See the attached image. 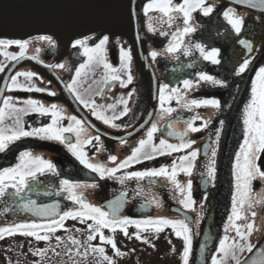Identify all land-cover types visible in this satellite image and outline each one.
Segmentation results:
<instances>
[{
    "label": "flooded vegetation",
    "instance_id": "obj_1",
    "mask_svg": "<svg viewBox=\"0 0 264 264\" xmlns=\"http://www.w3.org/2000/svg\"><path fill=\"white\" fill-rule=\"evenodd\" d=\"M149 2H145L142 6L143 34L139 37L141 41L137 45H130L124 40L111 37L105 45L106 61L117 70L113 73L117 79L106 81L105 77L108 73L97 64L83 69L81 76L77 78L76 90L79 94L89 103L94 102L98 110L100 106H103L105 115H119L127 108L126 115L112 122L118 127L106 125L97 120L92 114V109L81 104L66 88V85L75 77L76 69L87 62V57L82 55L83 49L72 47L76 40L57 42L50 38L52 44H49L47 40H41L40 37L29 38L25 40L27 49L22 57L20 48L15 44L8 48H0V67L4 68L0 72V107H4V100L7 98H11V105L16 108L24 107L23 101L28 99L35 100L49 109L52 105H56L57 111L64 117L58 121V126L67 128L71 125L75 128V124L69 118L74 116L80 120L83 130L79 140L82 142L85 159L91 164L103 165L106 169L115 168L131 154L134 146H138L141 139H147V132L153 124L158 129L153 137V143L157 146L163 139L173 145L194 142L192 147L173 152L171 155L156 154L152 160L133 163L112 176L106 173L104 178H101L98 173L85 168L69 151L67 145L78 142L75 131L64 132L63 143L41 140L38 137H22L9 144L4 152H0V171L15 167L20 163V153L27 151L32 157H41L51 162L55 172L46 170L43 175L37 173L35 180L29 178V187L18 197L8 194L0 197V228L19 223L48 224L53 219H59L58 215L40 217L26 211L22 205L30 200L35 201L38 207L58 205L56 211L59 214L65 211H80V205L69 198V192L62 190L61 180H68L70 184L78 185L73 189L77 196L82 197L90 206L101 208L102 211H109V203L120 197L123 201L117 213L120 218L184 220L189 225L191 236L189 264H194L193 252L198 248L202 237L209 238L207 259L210 252L218 255L217 249L222 238L228 236L231 242V238L235 236L228 220L235 191L233 164L236 153L240 151V145L244 141L243 111L251 98L252 81L256 77V72L264 67V18L241 7L229 6L218 0H206V4L212 6L214 11L209 16H204L199 11L193 12L190 26L195 31L183 37V43L178 51L168 53L165 49L173 41L172 34L182 32L185 27L182 14L172 13L171 24L168 18L159 12H150L146 16L143 8ZM182 3L183 0H173L174 5ZM228 10H232L243 20L239 36L224 19L223 13ZM149 23L154 31L148 30ZM102 37L88 36L78 40H85L88 46L94 47ZM242 39L253 46L251 52L239 43ZM196 43L204 46L206 51H211L213 47L217 48L220 53L217 59L220 63L213 64L204 60L194 47ZM189 46H191V54L185 56L183 49ZM121 49L128 51L132 57L130 71L122 67ZM152 51L158 54L155 59L150 55ZM4 53H8L9 56L15 55L18 59H8ZM245 59L250 61L249 66L244 73L237 75L236 72ZM13 65H16L15 71L8 80H5L7 71ZM56 65H63V67H56ZM26 72L35 74L32 80L27 81L23 76H18L17 82L45 91H10L8 85L12 83L11 77L16 76L17 73ZM200 73L207 74L222 83L213 85L210 82L201 81ZM129 74L132 77L130 84L126 83ZM184 80L192 81V87L185 89ZM121 81H124L126 86H122ZM161 86H166L164 94L170 97L163 104L159 99ZM172 89L177 91L173 93ZM48 92H54L55 95H48ZM206 99L217 100L221 107L186 106L192 100ZM122 101H126V104ZM108 105H114V107L108 108ZM167 108L172 109L170 114L164 111ZM194 117L196 119H193ZM22 120L26 131L52 123L50 114L41 115L37 112L22 115ZM188 122H192L194 127L201 130L188 131L185 134ZM3 126H14V118L6 115ZM169 132L172 135H169ZM97 136L99 140L95 139ZM213 149L216 151L214 178L208 175V165L213 159ZM193 150H196L198 154L191 175L180 171L178 167L175 176V180L184 186L191 181L193 203L188 209L182 206L181 200L184 196L168 177L146 176L142 179L130 177L133 172L158 170L161 167L167 168L171 173L173 161L179 165V158ZM258 155L256 164L264 171V153ZM112 156L116 157L115 162L110 161ZM12 191L13 189L8 190L9 193ZM252 196L256 200L264 197V180L257 178L253 181ZM260 205L263 208L262 213H260ZM252 211L256 213L254 218L251 216ZM245 213L247 220L236 221V223L246 226L248 222H252L255 228L257 217L261 215L264 219V201L254 204L251 210L246 208ZM90 224H94V221L81 222L79 218L65 219L63 227L51 234L47 242L36 241L33 237H24L19 234L5 235L3 239H0V264H35L41 261L40 257L32 255V251L36 249L55 248L56 251H62L65 245L75 249L78 246H72L67 240L68 236L85 241ZM226 227L228 231H225ZM101 231L105 237L113 238L116 246L120 244L119 234L124 235L119 229L112 232L108 228H103ZM127 231L128 238L135 241L137 228L129 225ZM140 235L148 241L150 250L148 257L143 258L144 253L135 249L136 251L132 252L135 255L132 258L134 264H183V251L178 254L173 244H170L169 249L158 246L159 242L165 244L172 235H175L171 227H165L160 233H155L154 229L141 231ZM56 237H60L64 242L59 247H57ZM252 239L257 237L252 234L251 242ZM90 243L92 246L104 248L105 254L114 264H128L131 260L130 253L121 252L122 256H116L111 245L101 243L99 236ZM252 244L254 245L255 242ZM121 250L126 249H119ZM80 251L83 252L84 248L80 247ZM75 259L85 260L83 257ZM46 260L50 264H66L68 257H57L49 252ZM41 264L45 262L41 261ZM85 264H106V262L99 254L89 253Z\"/></svg>",
    "mask_w": 264,
    "mask_h": 264
},
{
    "label": "snow or ice",
    "instance_id": "obj_2",
    "mask_svg": "<svg viewBox=\"0 0 264 264\" xmlns=\"http://www.w3.org/2000/svg\"><path fill=\"white\" fill-rule=\"evenodd\" d=\"M241 3L246 4V6L252 9H258L261 12H264V0H240ZM144 14L147 16L150 12H159L164 17L168 18L169 24L173 20L172 13H181L183 17V23L185 27L182 32L173 33V41L170 42L169 46L165 49L168 53H174L181 48L183 43V37L189 35L195 31L193 27L190 26V20L192 19L191 14L195 11H199L204 16H209L214 8L206 4V0H183L182 4L174 5L173 0H150L143 8ZM224 19L227 21L228 25L231 26V29L239 36L241 33L243 20L235 15L232 10L225 11L223 13ZM149 31H154L152 25H148ZM165 34V33H162ZM41 40H47L49 44H52V41L48 37H40ZM109 41L108 36H103L99 39V42L95 44L94 47L88 46L85 40H76L73 44V48L80 47L83 49L82 55L87 57V62L81 64L79 68L76 69L75 77H73L71 83L66 85L67 90L76 97V99L83 104L86 108L92 109L93 116L102 121L106 125H111L113 127H118L112 122L116 119H120L121 116L127 114V108L124 112L119 115L107 116L104 114L103 106H100V110L97 109V105L92 102L89 103L88 100L84 99L79 92L76 90V85L82 70L89 67L92 64L101 65L108 75H106L105 80L108 79L115 80L117 76L114 75L117 70L112 68V65L106 61L105 56V45ZM239 43L243 45L249 52L253 50V46L246 40H240ZM15 44L21 50V57L27 49V41H11V40H0V48H8L11 45ZM195 49L199 51L200 56L206 60L210 61L213 64H219L220 61L217 59L219 56V50L215 47L211 51H206L205 47L200 43L194 45ZM184 55L191 54V46L185 47L183 49ZM6 58L11 60L18 59L17 56H9L8 53H4ZM151 57L155 59L157 57V52L152 51L150 53ZM120 59L122 67L130 71V64L132 57L128 51L121 49ZM250 61L245 59L244 62L239 66L236 74L240 75L245 72L248 68ZM56 67L62 68L63 65H56ZM4 70L3 67H0V72ZM35 74L32 72L26 73H17L16 76L11 77V85H8L10 91L22 90V91H34L42 92L45 91L41 88H36L34 86H25L17 82L18 76H23L25 80L31 81ZM199 79L204 82H210L213 85H220L222 82L214 79L213 77L200 73ZM132 77L129 74L126 83H131ZM124 81H121L122 86H126ZM185 89L192 87L193 82L190 80H184ZM165 87H160V102L163 104L170 97L165 96ZM177 89H172V92L175 93ZM48 95H55L54 92H48ZM126 104V101H122ZM24 107L16 108L11 105V98L4 100V107H0V152H4L8 145L20 140L22 137H38L41 140H52L63 143V133L75 131L78 137V142L76 144L67 145L69 151L73 156L76 157L79 162L84 165L85 168L90 169L92 172L98 173L101 178H104L107 173L108 176H112L115 172L120 171L121 169L131 166L133 163H140L142 160H152L155 158L156 154L159 155H171L173 152L182 151L185 148H191L192 143L186 142L179 145H173L167 143L165 140L161 139L159 145L153 143L154 134L158 131L155 124L147 132V139H141L138 143V146H134L131 154L127 156L123 161H121L115 168L106 169L103 165L91 164L85 159V153L82 151V142L79 140L81 131L82 122L76 117H70V121L75 124V128L71 125L67 128L59 127L58 121L63 119L57 111L56 105H52L51 109L45 108L40 105L37 101L28 99L23 101ZM188 107H203L211 106L213 108H220V103L215 99H206V100H192ZM114 105H108V108H113ZM6 109L8 110L6 112ZM165 112L171 113L172 109H164ZM29 112H37L41 115H51L52 123L48 124L45 127L35 128L31 131H26L24 128L22 115H27ZM6 115L9 118H14V126L6 127L3 126ZM243 124H244V141L240 145V151L236 153L235 163L233 164V177H234V188L235 191L232 196V209L231 214L228 217L229 225L231 229L234 230L235 236L231 238L229 242V237L225 236L219 241V247L217 249L218 255H213L211 258V264H226V261L233 260L235 264H264V245L258 248L255 251V254L250 258L240 259L239 253L247 251L248 253H253L255 245L251 244L250 236L252 235L254 224L248 222L245 225H239L236 221L247 220V215L245 209L251 210L253 205L256 203H261L264 201V197L261 200H256L252 196L253 192V181L257 178L264 180V171L261 170L256 164V160L259 158L260 153H264V67H261L256 72V77L252 81V90L251 98L249 102L245 105L243 111ZM193 119H196L195 117ZM206 126V125H205ZM171 127V125H169ZM201 129L193 126L192 122H188L185 129V134L188 131L198 132ZM169 135H172L169 132ZM96 140H99V137H95ZM90 142V141H87ZM151 149V151H148ZM197 151L193 150L188 155L181 156L179 158V165L176 161H173L171 173L165 167H161L158 170H149L143 172H133L130 174V177H135L142 179L146 176L156 177V176H166L169 180L175 185V188L184 196L181 200V204L185 209H188L192 203L191 195V181L187 183L186 186L181 185L178 181L175 180L177 174V168L184 172L187 175H191L192 168L194 166V161L197 157ZM215 156L216 151L213 149L212 157L208 165V175L209 177L214 178L216 173L215 168ZM20 163L15 167L5 168L0 171V197H4L6 194L9 196H20V194L29 187L28 179H36L37 173L43 175L45 171L55 172V167L51 162L43 160L41 157H32L31 154L27 151L21 152L19 157ZM116 157H110L111 162H115ZM129 177V178H130ZM62 190L69 192V198L80 205V211H65L63 214H59L56 209L58 205L51 206H37L35 201H28L23 204L22 207L26 211L32 212L33 215L40 217L47 216H59V219H53L51 223L48 224H38V223H19L9 227L0 228V239H3L5 235H21L24 237H33L36 241H49L51 234L55 233L58 228L63 227V221L65 219H77L79 218L81 222L84 220H92L94 224L88 225V234L85 241H80L68 236L67 240L72 246H78L75 249L72 247H65L62 251H56L55 248H44L36 249L32 251L33 256L41 258V261H44L45 264H50L46 260L47 254L49 252L57 257L67 256L68 260L66 264H85V260L88 257L89 253L99 254V256L106 262V264H114V262L105 254V250L102 247L92 246L91 241H93L97 236L101 243H107L111 245L113 252L116 256H122L123 253L119 251L116 246V243L113 238L105 237L101 229L108 228L110 231L115 232L119 229L124 233L125 236H128L127 227L129 225H134L137 228V233H135V238L137 240H142L144 243H148L141 235V231H147L149 229H154L155 233H160L164 230L165 227H171L177 237H180L184 241V249L182 253L183 264H189V254L191 252V237H190V228L188 223L184 220L172 221L166 218L158 219H144V220H133L130 218H120L117 213L120 211L123 201L120 197H117L115 200L111 201L108 205L109 211H102L101 208L90 206L87 204L82 197L77 196L73 189L78 185L70 184L68 180H61ZM9 189H13L12 192H8ZM123 195V194H122ZM159 203V202H157ZM251 216L254 218L256 213L251 212ZM246 230H243L245 229ZM67 231V230H66ZM79 231V230H77ZM225 231H228L226 227ZM44 234L41 235L40 233ZM57 247L64 243L60 237H56ZM80 247L84 248V251H80ZM76 257H83L85 260L78 261ZM41 261L35 262V264H41Z\"/></svg>",
    "mask_w": 264,
    "mask_h": 264
},
{
    "label": "water",
    "instance_id": "obj_3",
    "mask_svg": "<svg viewBox=\"0 0 264 264\" xmlns=\"http://www.w3.org/2000/svg\"><path fill=\"white\" fill-rule=\"evenodd\" d=\"M147 1L150 0H0V40L48 37L61 42L108 36L137 45L143 34L141 10ZM218 1L250 10L264 18V12L252 9L240 0ZM15 69L16 65L9 68L5 80ZM254 245L253 253H247L243 259L250 258L264 245V234ZM208 248L209 238L204 236L193 252L194 264H211L214 253L210 252L206 259Z\"/></svg>",
    "mask_w": 264,
    "mask_h": 264
},
{
    "label": "rangeland",
    "instance_id": "obj_4",
    "mask_svg": "<svg viewBox=\"0 0 264 264\" xmlns=\"http://www.w3.org/2000/svg\"><path fill=\"white\" fill-rule=\"evenodd\" d=\"M263 212V208L262 206L260 205V213ZM258 220H256V225H255V228L253 229V232L252 234L254 236L257 237V239H260V237L264 234V219H262V216L259 215L257 217ZM129 236H125V235H122V234H119V239H120V244L117 245V248L118 249H126V250H130V251H126V250H121L120 252H125L127 254H131V260H129V263L128 264H134L133 262V259L135 257V255L132 254V252L136 251L135 249L137 250H140L142 251L144 254L142 255L143 258H145L146 256L148 257V252L150 250L149 248V245L147 243H144L139 240H135L133 241L132 239H129L128 238ZM250 239V238H249ZM257 239H252L253 243L257 242L258 240ZM251 242V241H250ZM251 242V244H252ZM160 245H158L160 248H166V249H169L170 248V244H173L175 247H176V250L179 253H182L183 251V248H184V243H183V239L180 238V237H177L176 235H172L168 241L164 244L162 242H159ZM165 252V251H163ZM246 252H243V253H239V257L240 259L242 260L245 256H246ZM226 264H235V261L233 260H228L226 261Z\"/></svg>",
    "mask_w": 264,
    "mask_h": 264
}]
</instances>
